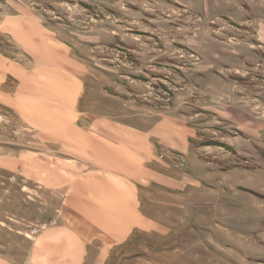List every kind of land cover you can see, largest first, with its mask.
Masks as SVG:
<instances>
[{
  "label": "rangeland",
  "instance_id": "374dc122",
  "mask_svg": "<svg viewBox=\"0 0 264 264\" xmlns=\"http://www.w3.org/2000/svg\"><path fill=\"white\" fill-rule=\"evenodd\" d=\"M18 13L83 65L81 126L109 118L146 131L171 117L188 135L181 152L154 142L135 187L137 231L95 244L87 264H264V0H0V19ZM0 53L22 58L4 35ZM7 109L0 257L27 264L34 237L62 221L66 190L31 180L30 153L44 168L55 149Z\"/></svg>",
  "mask_w": 264,
  "mask_h": 264
},
{
  "label": "crops",
  "instance_id": "0c3cea01",
  "mask_svg": "<svg viewBox=\"0 0 264 264\" xmlns=\"http://www.w3.org/2000/svg\"><path fill=\"white\" fill-rule=\"evenodd\" d=\"M0 35L22 54L13 61L0 53V105L55 149L41 156L44 168L36 162L41 152L30 153V178L45 189L66 190L62 221L34 237L27 264H87L95 244L120 245L137 231L135 187L154 142L179 152L188 135L171 117L146 131L109 118L81 126L83 65L71 48L30 14L3 16ZM0 264L12 263L0 257Z\"/></svg>",
  "mask_w": 264,
  "mask_h": 264
}]
</instances>
